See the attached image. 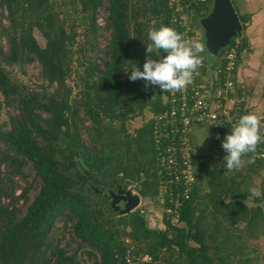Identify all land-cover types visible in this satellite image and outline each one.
<instances>
[{"label":"trees","instance_id":"obj_1","mask_svg":"<svg viewBox=\"0 0 264 264\" xmlns=\"http://www.w3.org/2000/svg\"><path fill=\"white\" fill-rule=\"evenodd\" d=\"M132 2L0 0L9 21L4 33L8 57L19 53L29 61L36 59L42 77L50 86L57 85L52 91L43 87L30 92L25 85L13 82L2 65L4 53L0 51V112L1 96L8 100L12 94L17 95L18 111L9 117V127L0 123V163L6 154L19 165L30 162L41 179L40 190L24 214L0 204V264H38L47 250L53 264H79L74 253L67 254L58 246L51 249L47 234L60 216L74 221L73 238L96 250L100 264H126L118 261L115 253L122 254L127 248L135 264L250 262L248 242L264 233V210L244 202L250 193L241 186L243 179L264 168L255 160L247 163L249 155L242 158L243 169L236 175H227L225 155L198 158L200 177L190 199L183 201L176 224L162 217L163 226L151 228L143 210L120 214L97 191L116 186L127 189L135 183L142 198L155 201L158 193L152 127L154 115L166 107V91L158 86L145 88L144 80L130 81L126 74L129 76L134 66L143 70L146 44L150 43L147 32L151 27H169V10L167 0H144L143 8ZM62 6H79L90 51L97 49L90 38L97 33L98 8H103L110 29L102 67L98 59L77 50L86 60L79 63L84 65L79 75L84 82L80 100L71 97V89L65 84L73 71L75 51L73 34L68 33L60 14ZM204 8L208 9L206 5ZM240 20L244 28L245 16ZM34 29L45 39L44 46L37 42ZM238 35L247 46L243 32ZM149 55L158 59L165 54ZM144 109L151 116L129 133L126 122L144 115ZM80 110L90 123L80 117ZM204 179L217 188L212 203L202 205ZM260 191L264 197V180ZM174 253L179 259H174ZM145 256L149 259H142Z\"/></svg>","mask_w":264,"mask_h":264},{"label":"built area","instance_id":"obj_2","mask_svg":"<svg viewBox=\"0 0 264 264\" xmlns=\"http://www.w3.org/2000/svg\"><path fill=\"white\" fill-rule=\"evenodd\" d=\"M210 4V0H167L169 27L182 33L186 40L196 41L197 25L210 10ZM242 40L237 34L223 52L220 50L208 62L203 58L193 82L183 91L166 92L165 109L153 117L152 143L158 176V193L153 202L172 224L178 223L180 207L190 199L200 177V153L195 147L198 131H210L214 153L226 155L222 141L242 115L252 113L264 118V111H250L247 95L237 80L239 64L248 51ZM248 157L264 168V144ZM115 258L135 264L129 248L122 254L115 253Z\"/></svg>","mask_w":264,"mask_h":264},{"label":"rangeland","instance_id":"obj_3","mask_svg":"<svg viewBox=\"0 0 264 264\" xmlns=\"http://www.w3.org/2000/svg\"><path fill=\"white\" fill-rule=\"evenodd\" d=\"M132 3H137L138 7L143 8L144 0H132ZM210 7L205 14V16L211 11L213 7V0H210ZM66 8V9H65ZM62 11L60 14L63 18H65V26L68 33L73 34V50L75 51L72 55V74L66 79L65 84L71 89V97L73 99H81V90L83 88V80H80L79 75L82 74L84 65H80L79 63L83 60L82 53L77 52V50L81 49L86 53L87 56H90V59H98V64L102 67V63L106 60L104 55V51L106 49V44L110 37V29L106 27L107 22L104 20V11L103 8L100 7L96 12V21H97V33L94 36H91L90 40L93 41L97 47L95 51H90L91 43H87L86 36L84 35L85 26L81 22V12L79 6L77 8H70L69 6L60 7ZM204 16V17H205ZM141 18V16H139ZM147 17V16H146ZM203 17V18H204ZM145 19V18H144ZM142 20V19H141ZM199 30V36H197L196 41H199L205 45V51L202 53L203 58L208 62L214 56V52H212L207 45V37L205 27L202 21H199L197 25ZM9 28L8 15L5 8L0 5V51H3V56H1V62L3 67L5 68L8 76L13 82H18L22 85H25L30 92H34L40 90L45 87L49 91H52L56 88V84L50 86L47 81L42 77L41 66L36 59L32 61L27 60L24 56L19 53L14 58L8 57L9 49L8 43L5 37V30ZM198 32V31H197ZM33 34L37 40V42L41 45H45V39L41 35L40 31L37 29L33 30ZM19 38V37H17ZM128 77V74H126ZM16 94H12L10 98L5 100L1 96L2 100V108L0 112V123L9 127L8 119L10 116H14L18 113L17 111V103H16ZM144 115H137L131 120L126 122V130L129 133H132L136 128L140 127L144 122H146L151 113L148 109H144ZM80 117L83 120H86V116L83 110H80ZM86 123H90L89 120H86ZM210 131H198V134L195 135V143L197 144L196 151L200 153V159L210 158L215 156L214 154V146L211 139ZM208 134V135H207ZM83 139L87 142L88 136L83 131L82 132ZM205 138L202 143L199 145L201 140ZM90 147H96V145L89 144ZM3 148V147H2ZM243 169V167L239 169H235L232 171H228L227 175H236L237 172ZM207 179V178H206ZM206 179H204L203 190L202 193V205L205 203H212V198L214 197V193L216 191L217 185L215 183H207ZM262 180H264V171L260 173H256L252 177H248L242 180V188L249 191V195L244 200V202L248 206H260L264 210V197H261V186ZM41 186V179L39 176L35 174L31 167L30 162H25L22 165H19L17 162H12L8 158V154L5 155L3 160L0 163V204L5 206H13L17 209V213L24 214L28 205L33 201L35 196L38 194ZM132 190V193H137L136 184L132 183L127 187ZM257 190V195L261 197L260 201L254 200V197L251 194V189ZM104 188L103 190H105ZM115 191L114 188H110ZM108 202V201H107ZM109 204V202H108ZM110 206V204H109ZM135 209L143 210L147 220L148 226L151 228H159L162 227V214L159 213L155 206L154 202L149 198H142L140 196V204ZM134 209V210H135ZM73 220H67L63 216H60L55 219L52 227L48 231V240L51 245V249L55 247H60L67 254H75V258L79 264H100V255L98 252L88 245L83 244L81 240L73 238ZM263 226H261L262 228ZM126 238V237H125ZM126 241H128L126 239ZM249 248L247 249V256L250 257L249 263L242 264H264V233L260 235L259 238L250 240ZM130 244L131 249H133V244ZM87 251H92L95 255H90ZM174 259H179V257L174 253ZM142 259H149L147 256ZM54 259H49V250L43 252L40 261L38 264H53ZM180 264L179 262H177Z\"/></svg>","mask_w":264,"mask_h":264},{"label":"clouds","instance_id":"obj_4","mask_svg":"<svg viewBox=\"0 0 264 264\" xmlns=\"http://www.w3.org/2000/svg\"><path fill=\"white\" fill-rule=\"evenodd\" d=\"M150 43L146 44L143 70L134 66L128 76L130 81L144 80L145 88L158 86L162 91H183L193 82L194 74L202 64L205 45L199 41L186 40L182 33L175 29L161 26L149 28L147 32ZM156 54L162 58L153 59L149 54ZM264 118L256 114L242 115L232 125L231 131L222 141L225 167L228 171L243 167V157L254 154L259 145L264 144ZM208 135V134H207ZM201 140L199 145L202 143ZM219 139V137H217ZM254 158L247 163H254ZM253 196L256 189H251Z\"/></svg>","mask_w":264,"mask_h":264},{"label":"crops","instance_id":"obj_5","mask_svg":"<svg viewBox=\"0 0 264 264\" xmlns=\"http://www.w3.org/2000/svg\"><path fill=\"white\" fill-rule=\"evenodd\" d=\"M240 17L248 51L237 70V80L247 95L250 111H264V0H231ZM241 21V20H240ZM242 23V22H241ZM214 56V55H213Z\"/></svg>","mask_w":264,"mask_h":264},{"label":"water","instance_id":"obj_6","mask_svg":"<svg viewBox=\"0 0 264 264\" xmlns=\"http://www.w3.org/2000/svg\"><path fill=\"white\" fill-rule=\"evenodd\" d=\"M211 11L202 21L207 37L208 48L216 55L224 48L232 37L242 32L243 26L231 0H213ZM99 191L109 202L110 206L120 214L133 211L140 204V195L132 193L129 188L115 187Z\"/></svg>","mask_w":264,"mask_h":264}]
</instances>
